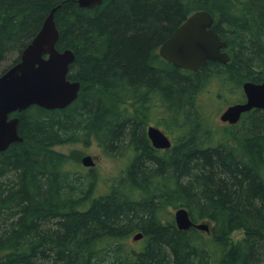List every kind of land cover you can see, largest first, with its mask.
<instances>
[{
    "label": "trees",
    "instance_id": "obj_1",
    "mask_svg": "<svg viewBox=\"0 0 264 264\" xmlns=\"http://www.w3.org/2000/svg\"><path fill=\"white\" fill-rule=\"evenodd\" d=\"M53 7L56 49L73 53L67 77L80 89L63 109L17 114L22 141L0 152V264H264V109L203 139L208 93L221 97L211 80L223 94L241 93L232 103L243 83L264 81V0H107L90 9L0 0L3 55L17 58ZM200 10L232 58L176 68L158 49ZM150 122L163 126L169 150L151 146ZM78 143L126 160L105 192L92 190L98 176L80 172L81 151L55 150ZM178 208L209 232L179 231ZM139 232L133 248L127 238Z\"/></svg>",
    "mask_w": 264,
    "mask_h": 264
},
{
    "label": "water",
    "instance_id": "obj_2",
    "mask_svg": "<svg viewBox=\"0 0 264 264\" xmlns=\"http://www.w3.org/2000/svg\"><path fill=\"white\" fill-rule=\"evenodd\" d=\"M107 0H77L80 8H94ZM56 8L53 7L45 17L35 36L27 43L20 54L19 61L0 75V152L12 143L21 142L17 132L18 118H10L13 113H21L36 106L45 110L63 109L72 104L80 89L79 82L67 77L69 66L74 61L71 51L59 52L56 49L58 31L54 22ZM213 18L206 11H196L186 18L173 34L159 47V56L176 68L193 72L205 67L208 62L226 64L230 58L226 43L213 29ZM245 102L226 107L219 116L221 122L236 124L241 115L252 109H264V81L245 82L242 85ZM150 144L155 149L169 150L171 140L155 126L146 129ZM85 168L94 166L89 155L82 157ZM179 231L193 227L209 232V225L194 224L184 208L173 213ZM142 233H135L132 241H139Z\"/></svg>",
    "mask_w": 264,
    "mask_h": 264
},
{
    "label": "rangeland",
    "instance_id": "obj_3",
    "mask_svg": "<svg viewBox=\"0 0 264 264\" xmlns=\"http://www.w3.org/2000/svg\"><path fill=\"white\" fill-rule=\"evenodd\" d=\"M15 58H16L15 52L13 51L8 52L4 56L3 62L1 63V66H0V70L5 67L10 66L12 64V61ZM217 83L218 82L211 80L208 84L209 89H211L212 91L216 90V91L221 92V97H220L221 99L219 97H217L218 100L216 98H214V100L210 99L211 96L213 95L212 93H208L209 97L208 96L207 97L209 98L208 100H210V104L208 103L209 105L205 107L204 112H203L204 116L206 117L208 128L205 129L204 131L207 133L203 134V139H205L207 136L209 137L211 133L214 135L215 133H220V131L226 129V126H223V124H221L219 120V116L227 106L234 104L232 103V99L239 97L241 95L240 92H236L234 94L231 91L229 93L223 94V92H225L224 87L218 86ZM153 118L155 119L157 117L153 116ZM150 119H152L151 116H150ZM156 120H158V118ZM158 121H159L158 123H160L162 120H158ZM206 122L203 121V124H202L203 127L206 126ZM158 123L150 122L149 125L148 124L144 125V129L146 130L148 126H155V127L157 126L165 133V131L162 128L163 126ZM200 123H201V120H200ZM200 137L202 140V134H200ZM55 150L62 152V153H69L70 150H79L82 152V155L91 156L94 161V166L89 169H85V167L81 165L82 170H80V172L83 175H87L88 172H90V174H93L94 176H98L96 186L94 184L92 188L93 191L98 192V193L103 192V191L105 192V188L111 186L110 185L111 181L114 179V177H118L119 173L121 174L124 171L123 167L126 163V160L123 157L120 158L119 154L106 155L102 151V149L98 147L96 143H91L87 146H83L80 143L75 144V145H70V144L60 145V146H56ZM97 195H102V194H97ZM233 236L234 237L241 236V233L236 232L233 234ZM131 237L132 236L128 237L127 240L129 241L130 245L133 248H137L139 245V242L132 241Z\"/></svg>",
    "mask_w": 264,
    "mask_h": 264
},
{
    "label": "flooded vegetation",
    "instance_id": "obj_4",
    "mask_svg": "<svg viewBox=\"0 0 264 264\" xmlns=\"http://www.w3.org/2000/svg\"><path fill=\"white\" fill-rule=\"evenodd\" d=\"M225 50V49H224ZM223 50V51H224ZM21 54V53H20ZM229 55V54H228ZM229 57H230V60H231V56L229 55ZM19 58H20V55L17 57V58H15L13 61H12V63H14V64H16L18 61H19ZM3 59H4V55H3V53H2V51H1V48H0V66H1V63L3 62ZM169 63V62H168ZM228 63V62H227ZM14 64H11L10 66H8V67H5V68H3V69H1L0 70V75H2L7 69H9L11 66H13ZM188 71H190V70H188ZM243 85V84H242ZM243 92V91H242ZM243 102H245V96H244V94H243V98L241 99V101H238V102H235L234 104H236V103H243ZM230 106V105H229ZM228 107V106H227ZM253 110V109H252ZM251 110V111H252ZM255 110V109H254ZM250 112V111H249ZM246 113H248V112H246ZM246 113H244V114H242L241 115V117H240V119H239V121L236 123V124H229V123H227V122H221V124H223V126H226V128H230V129H232L233 127H235V125H237V124H239L240 123V121H241V119L243 118V115H245ZM17 114H19V113H13V114H11L10 116H9V119L10 118H14V117H17L18 118V116H17ZM18 122H19V118H18ZM17 132H18V127H17ZM149 140V139H148ZM162 151H164V150H162ZM85 169H89V168H85Z\"/></svg>",
    "mask_w": 264,
    "mask_h": 264
},
{
    "label": "bare ground",
    "instance_id": "obj_5",
    "mask_svg": "<svg viewBox=\"0 0 264 264\" xmlns=\"http://www.w3.org/2000/svg\"><path fill=\"white\" fill-rule=\"evenodd\" d=\"M203 11V10H202ZM214 21V20H213ZM173 34V33H172ZM168 39V38H167ZM165 41V40H164ZM158 52H159V49H158ZM230 58V57H229ZM230 61V60H229ZM208 64V63H207ZM149 127V126H148ZM157 127V126H156ZM147 129V128H146ZM161 130V129H160ZM162 131V130H161ZM171 146H172V142H171ZM155 149V148H154ZM156 150H164V149H156ZM84 156H87V155H84ZM83 156V157H84ZM82 159V158H81ZM82 165V164H81ZM176 210V209H175ZM190 216V215H189ZM194 223V222H193ZM194 224H199V223H194ZM205 224H207V223H205ZM191 228H193V227H191ZM135 242V241H134Z\"/></svg>",
    "mask_w": 264,
    "mask_h": 264
}]
</instances>
